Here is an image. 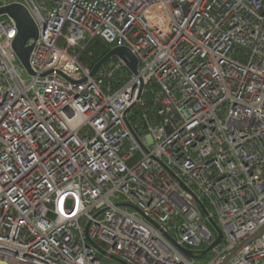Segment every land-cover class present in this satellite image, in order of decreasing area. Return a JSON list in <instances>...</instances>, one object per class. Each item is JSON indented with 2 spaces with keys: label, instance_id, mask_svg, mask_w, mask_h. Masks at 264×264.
I'll return each instance as SVG.
<instances>
[{
  "label": "built area",
  "instance_id": "1",
  "mask_svg": "<svg viewBox=\"0 0 264 264\" xmlns=\"http://www.w3.org/2000/svg\"><path fill=\"white\" fill-rule=\"evenodd\" d=\"M12 3L38 36L31 74L0 15V264H264V0ZM94 37L137 73L91 75Z\"/></svg>",
  "mask_w": 264,
  "mask_h": 264
},
{
  "label": "water",
  "instance_id": "2",
  "mask_svg": "<svg viewBox=\"0 0 264 264\" xmlns=\"http://www.w3.org/2000/svg\"><path fill=\"white\" fill-rule=\"evenodd\" d=\"M5 14L14 17L17 20L18 32H17V35L15 36V38L13 39V48H14L15 52L17 53L22 64L28 70V72L33 74L34 71L31 68L30 61H29L30 54L32 51V46L26 45V42L29 38H31V37L36 38L38 36L37 26L34 23L33 19L31 18L30 14L28 13V11L26 10V8L19 3H12V4L5 5V6H1L0 7V15H5ZM113 57L120 59L122 61L123 65L125 67H127L131 73H137V70H138V58H137V56L134 53H132V51L127 46L119 45V46H115V47L109 49V51L93 65L92 70H91V75H95L97 73V71L109 59H111ZM142 90H143V85L140 88L138 98L141 97ZM129 206L132 207L133 209L139 211L140 213H142V210L140 208H138L137 206H135V205H129ZM203 209H204V207H203ZM211 222H212L214 228L216 229L218 236H217L216 240L211 245H209L205 250H203L202 254L207 253L208 250H210L212 246H214L215 244L220 242V240L222 238V233H221V229L219 228V226L212 219H211ZM88 226L89 225H87V228H86L87 230H88ZM179 247L187 255H189L191 257L195 256L194 253L190 249H187V248L180 246V245H179ZM115 259L122 264H130L123 259H119V258H115Z\"/></svg>",
  "mask_w": 264,
  "mask_h": 264
},
{
  "label": "trees",
  "instance_id": "3",
  "mask_svg": "<svg viewBox=\"0 0 264 264\" xmlns=\"http://www.w3.org/2000/svg\"><path fill=\"white\" fill-rule=\"evenodd\" d=\"M110 49L109 43L101 38L94 37L87 39L83 44V47H79L77 50L80 53V60L86 65H94L101 57H103ZM118 60L113 57L109 59L97 72L100 74L102 70L111 71V75L105 74L107 81L113 83L114 87L120 86L126 79L129 78L131 72L123 65H118ZM152 87V85L150 86ZM144 104H138L134 106L130 111V117L132 120H138L143 112H146L149 117L158 119L156 115V105L153 103L150 92L147 91L144 96Z\"/></svg>",
  "mask_w": 264,
  "mask_h": 264
},
{
  "label": "rangeland",
  "instance_id": "4",
  "mask_svg": "<svg viewBox=\"0 0 264 264\" xmlns=\"http://www.w3.org/2000/svg\"><path fill=\"white\" fill-rule=\"evenodd\" d=\"M24 78L27 80H29L31 78L30 74L27 71L24 72ZM207 257L208 256H205L202 258H194V263L195 264H203L206 261ZM112 264H119V263H117L116 261H112Z\"/></svg>",
  "mask_w": 264,
  "mask_h": 264
},
{
  "label": "clouds",
  "instance_id": "5",
  "mask_svg": "<svg viewBox=\"0 0 264 264\" xmlns=\"http://www.w3.org/2000/svg\"><path fill=\"white\" fill-rule=\"evenodd\" d=\"M158 7L162 6V5H157ZM149 11H151V9H149Z\"/></svg>",
  "mask_w": 264,
  "mask_h": 264
}]
</instances>
